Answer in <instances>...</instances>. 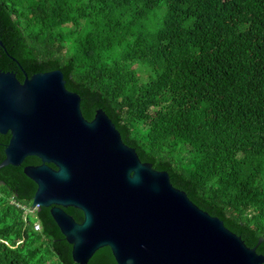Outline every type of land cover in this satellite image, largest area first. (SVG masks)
I'll list each match as a JSON object with an SVG mask.
<instances>
[{"label": "trees", "instance_id": "obj_1", "mask_svg": "<svg viewBox=\"0 0 264 264\" xmlns=\"http://www.w3.org/2000/svg\"><path fill=\"white\" fill-rule=\"evenodd\" d=\"M0 41V71H61L86 120L102 109L141 162L264 254V0H0ZM39 164L0 168V264H77L31 206L23 167ZM87 264L117 263L104 246Z\"/></svg>", "mask_w": 264, "mask_h": 264}, {"label": "water", "instance_id": "obj_2", "mask_svg": "<svg viewBox=\"0 0 264 264\" xmlns=\"http://www.w3.org/2000/svg\"><path fill=\"white\" fill-rule=\"evenodd\" d=\"M24 76L0 71V135H10L0 168L39 159L23 167L36 184L31 206L49 208L74 262L107 246L117 264L264 263L257 246L173 186L166 170L141 162L102 109L86 120L61 71Z\"/></svg>", "mask_w": 264, "mask_h": 264}, {"label": "rangeland", "instance_id": "obj_3", "mask_svg": "<svg viewBox=\"0 0 264 264\" xmlns=\"http://www.w3.org/2000/svg\"><path fill=\"white\" fill-rule=\"evenodd\" d=\"M163 13V11H159L157 13H155L154 15H150L148 16L145 21H143V26L146 30L150 31H156L161 23H160V18L162 17L161 14ZM161 17H160V16ZM134 67L137 69L138 71V75L141 78V81L146 82V69L144 67V65L140 62L135 63Z\"/></svg>", "mask_w": 264, "mask_h": 264}, {"label": "built area", "instance_id": "obj_4", "mask_svg": "<svg viewBox=\"0 0 264 264\" xmlns=\"http://www.w3.org/2000/svg\"><path fill=\"white\" fill-rule=\"evenodd\" d=\"M36 207H37V205L35 206V208H36ZM33 227H34V229L37 230V229L39 228V224H38V223H35Z\"/></svg>", "mask_w": 264, "mask_h": 264}]
</instances>
